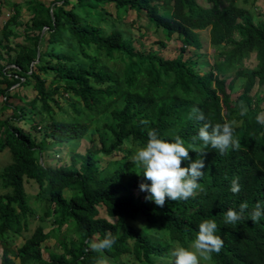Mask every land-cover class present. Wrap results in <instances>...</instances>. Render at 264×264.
<instances>
[{
    "label": "trees",
    "instance_id": "16d2710c",
    "mask_svg": "<svg viewBox=\"0 0 264 264\" xmlns=\"http://www.w3.org/2000/svg\"><path fill=\"white\" fill-rule=\"evenodd\" d=\"M206 1L27 0L24 22L18 20L17 5H9L0 30L1 108L10 110L0 118V153L9 158L0 167V264H97L104 257L108 264H169L172 244L185 247L193 241L205 219L217 223L216 234L224 240L211 264H264V215L258 222L250 215L235 225L224 222L226 211L238 210L242 202L248 214L257 202L264 205V124L257 119L258 112L264 116V104L258 106L264 86V21H253L238 0ZM129 11L134 18L126 19ZM136 18L165 40L175 37L180 53L167 59L158 48L145 47ZM205 28L212 63L199 73L202 67L181 52L199 48L196 31ZM16 35L22 41L10 44ZM251 57L253 64L245 65ZM50 72L48 81L40 74ZM254 85L259 89L250 94ZM231 93H237L233 100ZM13 98L17 104L9 103ZM194 107L205 121L189 118ZM204 122H231L240 148L223 154L205 149L203 191L195 197L166 199L163 207L146 200L150 194L139 185L150 182L133 156L146 144L148 130L169 141L180 136L187 147ZM81 140L90 144L79 154L75 149ZM54 147L71 152L67 165H49L55 157L46 155H56ZM116 152L120 156L105 167L96 164V154ZM191 154L192 161L197 159ZM235 177L240 178L239 194L229 190ZM36 201L45 203L37 217L48 216L54 230L44 232L36 224L29 232L38 213L31 207ZM139 218L145 228L132 224ZM23 232L29 234L13 247L11 234ZM106 232L115 244L92 251L87 242L103 239ZM50 236L61 252L44 248L43 257L40 244Z\"/></svg>",
    "mask_w": 264,
    "mask_h": 264
},
{
    "label": "clouds",
    "instance_id": "9594fccd",
    "mask_svg": "<svg viewBox=\"0 0 264 264\" xmlns=\"http://www.w3.org/2000/svg\"><path fill=\"white\" fill-rule=\"evenodd\" d=\"M240 115L247 114V107L241 103ZM190 119L205 121V115L198 108H193L189 116ZM258 122L264 124V116L258 117ZM147 124V121H142ZM235 130L231 122L212 125L208 122L202 123L196 135L192 137L191 143L186 147L185 141L176 136L172 141L161 138L155 129L147 132V142L143 147L137 149L133 156L135 164L143 169L144 180L150 183H141L139 190L147 192L146 200H151L155 205L163 207L166 199L170 201L188 200L196 196L197 192L203 191L199 180L202 178L205 167L204 156L206 148L217 149L221 154L229 148L239 149L240 140L234 134ZM202 142L198 147L196 141ZM191 149V151L189 150ZM191 157L196 158L191 160ZM188 161V166L182 167V163ZM239 177L232 179L230 192L239 194L241 185ZM248 204L242 202L238 210L228 209L224 214L225 224H237L250 215L252 222H258L264 215V205L257 202L250 214L247 213ZM218 225L212 219L203 220L198 227L196 237L185 247L179 244L170 253L169 264H200L201 259L210 261L212 253H219L224 245V240L217 235ZM116 239L106 232L103 239L96 241L89 240V248L95 252H103L112 248ZM97 264H108L106 257L97 261ZM211 264V263H210Z\"/></svg>",
    "mask_w": 264,
    "mask_h": 264
},
{
    "label": "rangeland",
    "instance_id": "374dc122",
    "mask_svg": "<svg viewBox=\"0 0 264 264\" xmlns=\"http://www.w3.org/2000/svg\"><path fill=\"white\" fill-rule=\"evenodd\" d=\"M26 1L27 0H0V30L2 27L3 22L5 21V19L8 17V15L10 14L9 11V5L11 3H15L17 5L18 8V12H19V17L18 20L20 22H24L25 20H27V18L29 17V12L26 8ZM44 3H48L50 0H40ZM197 2L201 5H206L207 1L206 0H197ZM238 4L245 7L248 12L251 15V18L253 21H258V22H263L264 21V0H247V1H242V0H238ZM132 19L134 18V13L132 11H129L127 13V18L126 19ZM142 18H144L142 16ZM138 19L136 22H139V24L141 25V31L143 32V35H141L139 38H141V40L144 42L145 47L149 48H155L159 50V52H161L160 54L164 57V58H173L174 56L178 55L180 53V51L177 50L178 46L180 45L179 41L177 39L171 38L169 40H165L163 38V35L159 32V33H155L153 31V27L151 25H149L148 27H143L142 24H145L144 19ZM12 28L16 31V32H20L21 31V26H15L13 25ZM146 28V29H145ZM197 37H198V43H199V48H193V47H186L184 49V51L181 52V56L182 58H187L190 57L191 59H194L195 62L197 63V66L202 67V69H199V73H202L204 70L207 69V67L209 65H211L212 63V53H213V47L210 45L209 42V35H208V29H202V30H197ZM133 34L135 36H138L137 31H133ZM158 40H163L165 42L164 46H159L157 44ZM22 41V37L20 35H16L15 37L10 38V44H13L14 42H21ZM137 45V44H136ZM151 45V46H148ZM253 64V58H249L245 60V65H249L251 66ZM45 79L46 81H48L51 77H52V73H48V74H44V73H40ZM227 81V80H226ZM3 86V85H1ZM259 88L257 87V85H254L250 91V94H252L254 92V90H258ZM261 92L259 93L260 95V101L258 102V106L259 107H263L264 104V86L260 88ZM21 93H25L27 97H30L32 94V91H28L26 88H21L20 90ZM237 93H231L230 94V100H233V98H235ZM9 103L12 104H17L18 100L13 98L10 99ZM3 104V98L0 97V118L5 117L6 115H8L10 113L9 107H6L5 109L1 108V105ZM258 116H261V113L258 112ZM17 125H20L19 123H17ZM26 129V128H25ZM90 142L86 141V140H81L78 144V146L75 149V152L82 154L85 150V148H87L89 146ZM95 146H97L96 144H94ZM55 152H57L56 155H58V157H56V155H52L51 154H47L46 156L49 158L51 157H55L54 159H50L49 160V165H51L52 167L54 166H58V165H67L70 162V154L71 152H69L67 150L66 147H54L53 148ZM121 152H116V153H111V155L109 156H102L100 154H96V164L103 168L105 167L108 162L118 158L120 156ZM9 158L8 155L6 153H0V167L5 164L6 162H8ZM27 191H31V187H29V185H27ZM137 191V190H136ZM65 196L69 195V192L67 190L63 191ZM30 199H32V197H30ZM31 207L34 209L36 208L37 212L36 215L34 216L35 219H33L29 225V232L32 231L33 227L38 224L42 227V230L44 232L49 231L51 229L54 230L55 225H53L50 221V218L48 216H43L42 218H39L37 216H40L43 211H44V207H45V203H41V202H34L31 204ZM98 214H102L101 213V209L99 210ZM133 225H135V227H140V224L144 225L143 228H145V222L142 221L141 218L134 220L132 222ZM64 224H62L59 228L58 231H56L60 236V233L64 230ZM29 232H23L22 235H16V234H11V237L13 238V242H14V246H19L24 239V235H28ZM55 232V231H53ZM146 233L149 234L150 231H148L146 229ZM41 248L44 250L42 251V256L46 257V252L44 248L47 249H51L55 252H61V248L59 245H57L55 238L53 236H50L49 238H47L46 240L41 242ZM178 243L174 242L171 246L172 250L175 246H177ZM170 248V249H171ZM131 261V260H129ZM141 264V263H137L136 261H134L131 264ZM15 264H18L17 261H15ZM200 264H210V261H204L203 259H201Z\"/></svg>",
    "mask_w": 264,
    "mask_h": 264
}]
</instances>
